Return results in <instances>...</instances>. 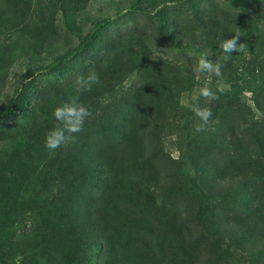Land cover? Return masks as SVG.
I'll return each mask as SVG.
<instances>
[{
    "label": "rangeland",
    "instance_id": "374dc122",
    "mask_svg": "<svg viewBox=\"0 0 264 264\" xmlns=\"http://www.w3.org/2000/svg\"><path fill=\"white\" fill-rule=\"evenodd\" d=\"M143 1L148 12L115 17L74 58L51 71L26 76L73 49L96 18L113 14L126 0H0V112L5 111L7 98L16 87L24 96L18 98L17 106H29L0 117V177L6 181L12 168L14 181L22 184L28 196L36 195L44 184L45 193L61 203V184L70 179V172L80 178L78 173L88 157L91 160L103 149H127L135 168L130 183H141L146 190L125 188V183L120 186L125 200L111 196L105 213L110 227L105 234L115 240L122 228L140 232L134 239L152 250L149 256L145 245L132 247L130 240H124V264H167L173 253L166 260L163 251L157 250L164 248L178 252L174 264H249L253 255L234 246L231 237H241L248 229L257 232L260 226L245 219L236 194L235 198L231 194L223 211L234 218L237 234L227 235L212 227L207 196L214 193L201 192L204 179L207 184L210 181L194 166V160L220 153L210 142L214 130L196 132L200 121L185 105L208 85L219 99L208 104L201 98L202 107L211 108L214 102L224 103L235 95L244 102L243 109L232 116L235 122L240 125L242 119L263 116L250 90L254 85L264 86V0H168L159 5L155 0ZM64 23L77 36L66 31ZM237 33L247 48L233 52L223 62L220 36ZM205 52L210 53L209 59L224 64L222 77L196 71ZM89 71L98 73L100 83L82 93L80 102L90 108L92 116L76 134L74 144L55 151L46 148L45 135L57 123L53 110L74 94L77 75ZM221 87L222 93L218 92ZM219 134L216 131L214 136ZM121 140L130 147L125 148ZM117 169L110 168L115 178L121 176ZM56 185H61L59 190ZM232 185L224 182L211 188L221 191ZM93 189L84 184L75 212ZM141 203L149 209L142 212ZM65 205L70 211L66 193ZM163 205L177 210L178 232L168 244L159 235L162 233L154 237V222L145 223L150 210L151 216L163 214ZM89 208L93 210L89 215L102 214L103 207L96 201ZM57 211L47 208L55 225L60 224ZM150 227L153 231L146 233ZM97 250L98 264H103L102 249Z\"/></svg>",
    "mask_w": 264,
    "mask_h": 264
},
{
    "label": "trees",
    "instance_id": "16d2710c",
    "mask_svg": "<svg viewBox=\"0 0 264 264\" xmlns=\"http://www.w3.org/2000/svg\"><path fill=\"white\" fill-rule=\"evenodd\" d=\"M155 1L159 5L168 0ZM170 1L184 2L186 0ZM236 1L250 2L252 0ZM145 3L147 2L143 0H126L122 8L117 9L113 14L104 18H96L73 49L59 54L43 66L34 68L26 76L36 72L51 71L65 61L74 58L78 53L84 51L92 38L115 17L131 12H148ZM63 27L66 31L77 36L72 26L64 23ZM250 93L257 106L261 105L259 109L263 116H260V119L253 117H249L245 121L242 119L239 125L232 119V116L243 109L242 97L234 95L224 100V103L214 102L211 105L213 115L210 125L215 134L216 131H220V134L214 136L212 131L210 142L213 148L219 150L220 155L200 156L201 160L195 157L194 166L197 169L200 168L210 181L207 184L204 179L201 192L214 193L207 196L211 199L207 211L210 214L212 227L227 233V235L237 234L234 230L237 225L234 218L223 211V206L228 203L231 194L234 198L236 194L235 201L240 210L244 212L245 219L258 223L260 228L257 232L248 229L245 234H243V230L241 237H231V239L234 246L253 255L249 264H254L256 259L259 263L264 264V86L254 85ZM18 98L24 99V96L20 95V89L16 87L10 92L6 109L4 112H0V117L12 114L18 109L26 110L29 107L24 103L17 106ZM242 125H247V127L242 128ZM120 143L125 148H129L131 145L124 140H121ZM110 153L113 154L117 162L110 157ZM218 156L224 157V159L220 161ZM90 158L92 159L87 158V164L83 166L81 173H78L80 178H75L73 172H70V179L67 182L61 184L62 186L56 185V188L61 186L59 193H63L61 203L54 201L51 193H45L47 187L44 184L37 188L36 195L28 196L25 188L21 187L22 184L14 181L12 168H9L11 170L10 178L6 177V181L3 182L0 177V264H98V248L102 249L104 255L103 264H124V257H122L124 240H130L128 245L130 244L132 247L145 245L142 240L134 239L136 238L135 234L140 232L133 234L122 228V233H119L115 240L105 234L108 233L110 227L107 224V215H105L109 202L112 201V197L125 200V195L121 191L122 184L125 183V188H135L142 192L146 190L141 189V183H130V177L133 175L131 171L135 170L134 164L130 160L132 158L130 153L127 149L117 152L103 149ZM113 166L119 168L117 170L120 171L121 176L118 178H115L110 170ZM7 169L8 167L5 166V170ZM224 182L233 183L232 188L229 186L221 191L211 188ZM85 183L91 187L94 186V189L87 192L86 198L79 204V209L75 212ZM65 193L70 200V211L67 207L65 209ZM95 201L103 209L101 215L92 216L89 214L93 210L89 206H93ZM51 207L58 209L56 213V217L60 220L58 225L53 222V216L47 213V208L51 209ZM163 207H166L165 211L157 216H151L150 210L145 223L154 222L153 228H157L153 234L154 237L156 238L160 232L162 240L168 244L176 238L178 232L174 222L177 210L174 212L165 205ZM138 208L142 212L149 209L143 203ZM152 231V227H150L146 233ZM128 245L126 243L125 246ZM148 248L149 256H151L152 248ZM157 250L163 251L165 259L172 251L171 260H166L167 264H174L178 253L175 248Z\"/></svg>",
    "mask_w": 264,
    "mask_h": 264
},
{
    "label": "clouds",
    "instance_id": "9594fccd",
    "mask_svg": "<svg viewBox=\"0 0 264 264\" xmlns=\"http://www.w3.org/2000/svg\"><path fill=\"white\" fill-rule=\"evenodd\" d=\"M222 34V33H221ZM220 48L225 53L222 60L227 62L233 52H243L247 45L240 42V35L234 34L229 37L220 36ZM210 53H201L196 71L201 74L210 73L216 77H222L221 62H214L209 59ZM100 83L97 72L89 71L85 74H79L75 78L74 94L69 95L65 101L53 110V116L57 122L45 135L46 148L55 151L58 148L67 147L69 144L76 142V134L84 129L86 119L92 116V111L85 104L80 102V95L84 92H90L94 86ZM221 87L218 92H223ZM203 98L208 104L219 99L217 92H214L208 85L201 87L197 94L194 95L190 103L185 106L195 114L200 123L195 127L196 132H204L213 130L210 125L212 118V110L210 107H202L200 100ZM247 127V125H242Z\"/></svg>",
    "mask_w": 264,
    "mask_h": 264
}]
</instances>
